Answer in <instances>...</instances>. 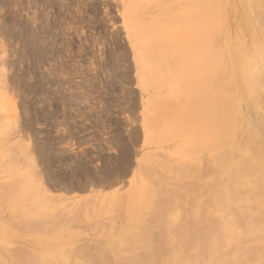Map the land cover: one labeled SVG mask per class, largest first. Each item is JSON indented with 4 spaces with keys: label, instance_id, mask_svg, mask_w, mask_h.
Here are the masks:
<instances>
[{
    "label": "rangeland",
    "instance_id": "rangeland-1",
    "mask_svg": "<svg viewBox=\"0 0 264 264\" xmlns=\"http://www.w3.org/2000/svg\"><path fill=\"white\" fill-rule=\"evenodd\" d=\"M172 1L0 0V264H162L208 228L225 264L258 245L244 221L228 237L220 197L264 151V0H228L212 34L203 6L185 18L202 1ZM254 192L241 203L264 222Z\"/></svg>",
    "mask_w": 264,
    "mask_h": 264
},
{
    "label": "bare ground",
    "instance_id": "bare-ground-1",
    "mask_svg": "<svg viewBox=\"0 0 264 264\" xmlns=\"http://www.w3.org/2000/svg\"><path fill=\"white\" fill-rule=\"evenodd\" d=\"M170 1H172V0H170ZM174 1V0H173ZM172 1V2H173ZM177 1V0H176ZM180 1V0H179ZM193 1H195V3L193 2ZM198 1H202L201 3V6H200V3L197 5L196 3H198ZM227 1L228 0H197V2H196V0H188V2L189 3H191V2H193L194 4H195V6L197 5V6H199L198 8L199 9H197V7H195L196 8V10H195V8H194V10L195 11H193V10H191L187 15H182L183 17H185V16H187V17H185L186 18V20H188L187 22L189 23V22H192L190 19H193L194 17H196V19L195 20H197V17H198V15L199 16H201L200 14H199V12L202 10L203 11V16L205 17L204 18V20L205 19H207V26L208 27H206V30L205 29H203V31L205 30V32H209V33H213L214 32V24L216 23V18H217V16H218V19L220 20L221 19V21L224 23L225 22V19H224V16H226V14H223V10H222V7H224V6H226V4H227ZM175 2V1H174ZM178 2V1H177ZM187 2V1H186ZM187 2V3H188ZM168 3H171V2H168ZM179 4H180V2H179ZM176 5V6H179L178 7V9L180 8V5ZM172 5V4H171ZM173 5H174V3H173ZM189 5V4H188ZM175 6V5H174ZM203 6V8L202 9H200L201 7ZM188 7V6H187ZM176 9V8H175ZM177 9V10H178ZM199 12H198V11ZM204 10H205V12H204ZM183 11V10H182ZM198 13H197V12ZM176 12V14H174V15H178V13H177V11H175L174 10V13ZM192 12H193V16H192ZM194 12L195 13H197V14H194ZM185 13V12H184ZM216 13H217V15H216ZM194 15H197V16H194ZM223 15V16H222ZM192 18H191V17ZM221 16H222V18H221ZM172 18H174V17H172ZM178 19H180L179 17H177ZM184 18V19H185ZM200 18V17H199ZM177 19V20H178ZM200 19H202V18H200ZM199 19V21H204L203 19L202 20H200ZM174 19H172V21H173ZM182 20V19H181ZM175 21V20H174ZM186 22V23H187ZM200 26V25H199ZM185 27V26H184ZM169 27H167L164 31L166 32V33H171V29H168ZM187 28H188V30L187 31H189V27L187 26ZM184 30L186 29V28H183ZM200 29V28H199ZM187 31H184V32H187ZM201 31V30H200ZM183 32V33H184ZM182 33V34H183ZM203 35H205V34H203ZM207 35V34H206ZM167 37V39H168V36L166 35L165 36V38ZM172 37V36H171ZM164 38V37H163ZM166 39V40H167ZM169 39H171V38H169ZM150 45H151V43H150ZM153 45H155L154 44V42H153ZM152 46V45H151ZM153 47V46H152ZM203 51H205L204 50V48H203ZM222 51H224L223 49H222ZM227 55L228 54H230V48L228 47L227 48V53H226ZM224 55V62H226L227 63V61H225V59H227V55ZM231 60H232V55H231ZM237 62L238 63H241L242 61L240 60V58L238 57V59H237ZM263 65H264V62H263ZM238 66V65H237ZM239 67V66H238ZM238 70V69H237ZM237 70L235 71V72H237ZM240 70H241V72H242V81H243V86H242V89L243 90H246V89H248V88H251V90H252V93H255V92H257L258 94H261V92L260 91H258L259 90V88L258 87H255L254 86V82L256 83L258 80H257V78L256 77H254V79L253 80H251L250 82L249 81H247L248 80V78H250V76L252 75V69H251V67L249 66V64H247V62H245L244 64H240ZM239 71V70H238ZM234 73V72H233ZM244 73V74H243ZM237 76H238V74H237ZM247 81V82H246ZM244 82H246L245 84H244ZM236 91L238 92H234V94L235 93H237V94H235V95H238L239 94V91H238V89H237V87H236ZM238 108V105H237V107H236V104H233V105H231L230 106V108H229V113H230V115L231 116H233V117H239V116H243V115H240V110L239 109H237ZM260 115V114H259ZM262 115V114H261ZM242 119H243V123H244V126H245V128H246V130H247V133L248 134H250L251 133V131L254 133V132H256V134H258L257 133V129L260 127H262V126H260L259 125V127H258V124H256L255 126H257L258 128H256V130H255V128H254V123L252 124V122L251 121H249L248 119H245V121H244V118L242 117ZM262 129H263V127H262ZM262 129H260L261 131V133H262ZM258 131H259V129H258ZM260 133V135H262ZM264 133V132H263ZM259 137H261V136H259V134L258 135H256V136H254V138H252L251 139V141H252V145L254 146L255 145V140L256 141H258L259 140ZM261 140V139H260ZM252 146V147H253ZM255 148V147H254ZM253 148V149H254ZM257 149V148H256ZM259 149H261V148H259ZM253 151V153L255 152L256 153V151H257V153L256 154H259V153H261V152H259L260 150H256V151H254V150H252ZM253 153L251 152V151H247L245 154H244V156H251V158H243L242 159V162H240V163H238V164H234L233 166H231V170L232 171H234V180H232V182L230 181V179L228 180V182H227V186H225V188H224V190H223V193H221V194H223V196L222 197H220V198H223V204L225 205V206H227V205H230L231 207H233L234 206V209L235 210H233L232 209V211H234L233 213H232V211H231V213L233 214V216H234V218L235 219H232L231 217V219H229V221H227V219H225L226 220V222H224V226H225V224H226V227H225V229H224V231H226L227 232V230H229L230 232H229V238L231 237V238H233L234 236L236 237L237 235H238V231H237V229L235 228V227H233V226H235V225H239L240 226V224L241 223H243V221H244V223L243 224H245V222H246V224L248 225V234H249V236L248 237H250V241H251V243L250 244H252V242H253V244H255V243H258V245L257 246H254V248H252V247H250L249 245L247 246V247H250L251 248V250H249V248H247L246 249V251H248L247 253H249L248 255H249V257H247L248 255L247 254H245V250L243 251V253L244 254H242L241 253V255H243L244 257H245V259H242L243 257L241 256V259H240V256H236L235 258H236V260H235V262L234 263H236V264H244V263H248V264H250V262H252L251 264H253L254 262H256L255 261V259L256 260H263L264 259V254L262 255V257H260L259 258V256L263 253V251H264V222L263 221H261L259 218V216L257 217V211H254V210H251V208H250V205H248L249 203H247V204H245V203H241V201H243V199L245 198V197H247V195H246V193L244 194L243 193V191H246L247 190V193H248V190H252L253 189V192L254 191H256L257 193H258V190H259V192H261L262 190H264V155L262 154H259L258 156L260 157L261 156V158L263 159L262 161H260L259 159H257L256 158V156L255 155H253ZM254 153V154H255ZM263 153H264V151H263ZM243 156V157H244ZM253 156L255 157V159L253 158ZM223 160V159H222ZM251 166H253V169H255V167H256V169L255 170H251V172H254L255 174H257L258 173V175H256V177H254V175H253V173H248V170L251 168ZM255 166V167H254ZM258 167V168H257ZM211 168V167H210ZM209 168V169H210ZM213 169H214V167H213ZM209 171V170H208ZM210 171H212L211 169H210ZM258 171V172H257ZM257 172V173H256ZM211 173V172H210ZM215 173H216V170H215ZM251 174V175H250ZM250 176H252L251 178H250ZM232 177H233V173H232ZM230 178H231V176H230ZM232 179V178H231ZM229 184H230V186H229ZM232 185V186H231ZM211 186H212V184H211ZM260 187H262V188H260ZM223 188V187H222ZM255 188V189H254ZM257 188H258V190H257ZM260 188V189H259ZM147 189V188H146ZM150 190H151V188H149ZM210 189V188H209ZM149 190V192H150V194H151V191ZM221 190V189H220ZM210 191V190H209ZM242 191V192H241ZM147 192V190H145V193ZM222 192V191H221ZM145 193H144V195H145ZM209 193V192H208ZM243 193V195H241ZM153 194V193H152ZM254 194H255V192H254ZM256 196H257V194H255ZM146 196V195H145ZM243 196H245L244 198H243ZM260 196H261V194H260ZM218 197V196H217ZM216 197V198H217ZM250 197V196H249ZM264 197V196H263ZM259 199V198H258ZM257 199V200H258ZM260 199H264V198H260ZM135 200V199H134ZM219 200V199H218ZM236 201H239L238 203H236V204H230V203H235ZM256 201V200H255ZM213 202H215V201H213ZM218 203V202H217ZM217 203H215V204H217ZM256 203V202H255ZM213 204V203H212ZM251 205L253 204V202H251L250 203ZM257 204H260V202H257ZM256 204V205H257ZM144 204L143 203H139V204H137L136 206H134L132 209H133V213H134V215H136L137 216V213H138V211L141 209V207L143 206ZM211 205V204H210ZM220 205H221V203H220ZM254 205V204H253ZM253 205L251 206L252 208H253ZM261 206H263L264 207V204L262 205V204H260ZM260 205H258L259 207H260ZM214 206H216V205H214ZM225 206H221L222 208H224L225 209ZM230 206H228V207H230ZM210 207V206H209ZM228 207H226V209H231V208H228ZM250 209H249V208ZM207 208H208V206H207ZM220 208V207H219ZM221 208V209H222ZM196 209V211L197 212H199L198 210H197V208H195ZM194 209V210H195ZM210 209V208H209ZM220 209V210H221ZM225 209V210H226ZM246 209H249V210H251V214H253V215H255V217H257V218H254V216L253 215H249V216H247V218L245 217L246 215H248V213H249V210H248V212H247V210ZM206 210V209H205ZM205 210H204V213H205ZM212 210V209H211ZM256 210V209H255ZM208 212H209V210H207ZM219 211V210H218ZM224 211V210H223ZM230 211V210H229ZM252 211H254V212H257V213H253ZM201 212V211H200ZM214 213H215V211H213ZM220 212V211H219ZM207 213V212H206ZM229 213V212H228ZM228 213H225V214H228ZM209 214V213H208ZM220 214V213H219ZM230 214V213H229ZM228 214V215H229ZM197 215H200L199 213L197 214ZM136 216H134V217H136ZM206 216L209 218V215H207L206 214ZM211 216V215H210ZM215 216V215H214ZM133 218V217H132ZM211 218V217H210ZM210 218H209V220H210ZM250 218V219H249ZM253 218V219H252ZM135 219V218H134ZM137 219V218H136ZM135 219V220H136ZM247 221H246V220ZM135 220H134V222H133V220H131V222L130 223H132V224H134L135 223ZM138 220V219H137ZM136 220V221H137ZM208 220V219H207ZM249 220V221H248ZM251 220V221H250ZM142 221V220H141ZM137 222H139V221H137ZM248 222V223H247ZM139 223H141V222H139ZM139 223H137V224H139ZM220 223V222H219ZM136 224V225H137ZM129 225H131V224H129ZM141 225H142V223H141ZM222 225V224H221ZM221 225H219V226H221ZM138 226V225H137ZM140 226V225H139ZM144 226V225H143ZM147 226V225H146ZM136 227V226H135ZM145 227V226H144ZM242 227V226H241ZM240 227V228H241ZM247 227V226H246ZM146 228V227H145ZM144 228V229H145ZM216 228H217V226H216ZM219 228V227H218ZM238 229H239V227H237ZM148 229V228H147ZM146 229V230H147ZM210 228H208V234H210L211 233V229L209 230ZM146 230H145V232H146ZM149 230V229H148ZM220 230H222V229H220ZM219 231V230H218ZM217 231V233H219V232H221V231H219L218 232ZM239 231H241V230H239ZM148 233V232H147ZM215 233H216V231H215ZM173 234H174V236L177 238H175L176 239V242H177V240L178 241H183L180 237H179V234L177 235H175V233L173 232ZM206 234H207V232H206ZM208 234H207V236H205L204 237V243H200V242H202L201 240H200V242L198 241V243H194L193 244V246H184V244L183 243H178V246L180 245V248L179 247H176L175 248V250L172 252L173 253V255L170 257V261L169 260H167V262H162V264H225V261L224 260H220V257L218 256L219 254H220V251L218 250L220 247L218 246V245H220V244H216L215 245V243H216V240H214V238H213V242L211 241V238H210V242L209 243H213V245L211 246L210 244L209 245H207L208 244V242L205 240V238H207L208 237ZM219 234H222V233H219ZM228 235V234H227ZM246 235V234H245ZM134 236H136V235H131V237H133V238H135ZM144 235H142V238H144L143 237ZM214 236V235H213ZM219 236V235H218ZM223 235H220V237L219 238H221ZM247 236V235H246ZM245 236V237H246ZM211 237V236H210ZM216 237H217V234H216ZM224 237H225V235H224ZM234 237V238H235ZM237 237H239V235L237 236ZM235 238V241L237 240V239H240L241 240V238ZM132 238V239H133ZM140 238H141V236H140ZM209 238V237H208ZM207 238V239H208ZM218 238V239H219ZM228 238V239H229ZM230 238V239H231ZM234 238H233V240H234ZM145 239V238H144ZM229 239V240H230ZM134 240H136V239H134ZM220 240V239H219ZM232 241V240H231ZM247 241V240H246ZM175 242V243H176ZM191 242V241H190ZM189 242V244L191 245L192 243H190ZM206 242H207V244H206ZM215 242V243H214ZM222 243V241L220 240L219 241V243ZM224 242V241H223ZM135 243H136V241H135ZM225 243V242H224ZM244 243H248V242H244ZM183 244V245H182ZM223 244V243H222ZM221 244V245H222ZM233 244V243H232ZM240 244H241V242H240ZM252 244V245H253ZM176 245V244H175ZM203 245H204V247H203ZM207 245V246H206ZM238 245V244H237ZM256 245V244H255ZM223 246V245H222ZM229 246H231V245H229ZM228 246V247H229ZM233 246V245H232ZM232 246L230 247V248H232ZM234 246H235V243H234ZM203 249H202V248ZM218 247V248H217ZM224 247V246H223ZM241 247V246H240ZM222 248V247H221ZM229 248V249H230ZM228 249V250H229ZM235 249V248H234ZM237 249H239V248H237ZM206 250V251H205ZM241 250V249H240ZM240 250H239V252H240ZM230 251V250H229ZM232 251V250H231ZM230 251V252H231ZM235 251H237L236 249H235ZM242 251V250H241ZM250 251V252H249ZM206 252V253H205ZM219 252V253H218ZM228 251H226V253H227ZM225 253V254H226ZM205 254V255H204ZM208 256H207V255ZM216 254H218L217 255V258L215 259V255ZM231 254H233V253H231ZM230 253L228 254V255H231ZM251 254V255H250ZM227 255V254H226ZM227 255V256H228ZM237 255V254H236ZM247 255V256H246ZM201 256H202V258L204 257L205 258V260L204 259H202L203 261L201 262ZM205 256H207V258L205 257ZM224 256V255H223ZM232 256V255H231ZM230 257V256H229ZM219 258V259H218ZM226 258V257H225ZM239 258V259H238ZM218 259V260H217ZM230 259V258H229ZM228 259V260H229ZM206 260H209V261H207L206 262ZM228 262V261H227ZM161 264V263H160Z\"/></svg>",
    "mask_w": 264,
    "mask_h": 264
}]
</instances>
